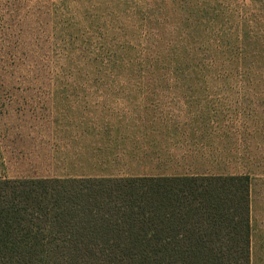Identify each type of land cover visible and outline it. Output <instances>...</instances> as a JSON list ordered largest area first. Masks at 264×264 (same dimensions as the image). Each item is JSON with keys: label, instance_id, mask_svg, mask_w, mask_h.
Wrapping results in <instances>:
<instances>
[{"label": "rangeland", "instance_id": "rangeland-1", "mask_svg": "<svg viewBox=\"0 0 264 264\" xmlns=\"http://www.w3.org/2000/svg\"><path fill=\"white\" fill-rule=\"evenodd\" d=\"M82 119L189 126L191 173L251 177L264 264V0H0V180L66 174Z\"/></svg>", "mask_w": 264, "mask_h": 264}, {"label": "trees", "instance_id": "trees-1", "mask_svg": "<svg viewBox=\"0 0 264 264\" xmlns=\"http://www.w3.org/2000/svg\"><path fill=\"white\" fill-rule=\"evenodd\" d=\"M251 264V177L0 180V264Z\"/></svg>", "mask_w": 264, "mask_h": 264}, {"label": "crops", "instance_id": "crops-1", "mask_svg": "<svg viewBox=\"0 0 264 264\" xmlns=\"http://www.w3.org/2000/svg\"><path fill=\"white\" fill-rule=\"evenodd\" d=\"M102 119L101 122L76 121L66 126L70 134L63 135L64 128H56L50 139L60 145L64 143L63 148L69 149L67 154L71 158L54 162L63 166L57 169L67 173L41 179L200 175L191 173L197 169L198 161L188 158L193 152L184 146L189 126L164 121L102 122Z\"/></svg>", "mask_w": 264, "mask_h": 264}]
</instances>
